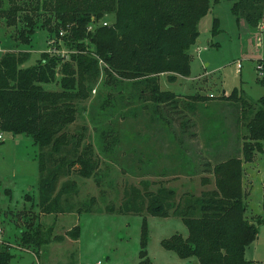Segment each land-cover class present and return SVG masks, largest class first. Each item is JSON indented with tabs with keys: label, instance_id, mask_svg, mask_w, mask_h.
I'll use <instances>...</instances> for the list:
<instances>
[{
	"label": "rangeland",
	"instance_id": "obj_1",
	"mask_svg": "<svg viewBox=\"0 0 264 264\" xmlns=\"http://www.w3.org/2000/svg\"><path fill=\"white\" fill-rule=\"evenodd\" d=\"M208 3L209 10L198 21L197 38L189 48L187 76L169 81L160 74L157 79L159 90L176 97L175 110L171 112L168 101L154 109L147 99L138 97L142 86L133 81L107 84L102 70L91 83L88 97L75 101V118L65 131L69 136L81 134L82 139L77 147L74 138L70 139L58 156L64 153L71 159L89 144L90 157L96 166L94 174L86 178L60 168L51 197L65 183L74 185V193L69 196L59 193L60 211L42 213L32 205L38 197L35 154L39 149L24 134L0 132V247L10 255L5 264H82L97 260L101 264H136L143 216L147 233L145 250L151 263L185 261L160 246V240L171 234H186L185 226L177 215L170 214L172 206L166 217L146 214L144 193L170 190L172 194L165 203L181 209L187 201L213 189L211 166L228 157H240V134L245 132L239 123L240 109L237 111L230 101L218 98L224 96L223 91L229 94L237 89L248 101L264 107V78L256 69L264 54V29L254 32L243 18L237 21L227 0H208ZM213 18L217 21V32L212 34ZM16 27L0 20V55L8 50L26 52L22 66H30L46 50L47 33L37 28L27 42H20L15 38ZM59 77L56 73L55 79ZM56 81L42 87L47 91L58 90ZM195 93L207 100L198 102L193 113L182 111L181 104L187 101L184 98ZM213 97L217 99L209 100ZM151 108L159 115L153 114ZM180 123L186 124L187 129L182 130ZM229 136L233 138L229 140ZM42 151L47 155L45 149ZM245 163H242L241 180L245 195L244 186L249 177L252 181L248 195L250 211L246 210V217L249 220L253 214L256 219L251 222L257 226V236L245 249V256L252 264H264L260 179L264 174V142L262 151ZM55 167L56 163L47 161L45 172L51 173ZM134 192L138 193L136 202H142L140 213L105 210L108 206L116 208ZM25 195L30 201L25 200ZM243 201L246 204L245 197ZM83 206L91 210L77 211ZM26 221L32 227L39 222L44 236L48 233L49 242L39 247H20L18 238L25 230ZM75 226L78 235L74 239L66 233Z\"/></svg>",
	"mask_w": 264,
	"mask_h": 264
},
{
	"label": "trees",
	"instance_id": "obj_2",
	"mask_svg": "<svg viewBox=\"0 0 264 264\" xmlns=\"http://www.w3.org/2000/svg\"><path fill=\"white\" fill-rule=\"evenodd\" d=\"M4 1L0 0V20L7 26H17L16 41L27 42L37 28L44 29L47 37H57L60 29L65 31L60 37L69 50L64 59L43 51L34 64L24 67L26 52L8 50L0 55V132L24 134L39 149L35 154L38 197L32 205L42 213L58 212L57 197L61 193L68 196L74 193L73 183L67 182L51 197L60 168L86 178L94 174L96 166L90 157L89 144L71 159L64 153L58 156L70 139L74 138V147L80 145L82 139L81 134L69 136L65 131L75 118V101L88 97L91 83L102 70L107 84L126 80L142 86L138 97L147 99L154 109L167 101L176 108V97L159 90L157 79L160 74H165L169 81L187 76L189 48L195 43L197 23L208 12L209 3L208 0ZM227 1L237 21L243 18L252 29L264 21V0ZM104 19L107 23L101 25ZM89 25L91 30H87ZM210 30L212 34L217 32L215 18ZM56 73L60 74L58 79H55ZM54 80H57L58 90L47 91L42 87ZM218 99L228 100L240 109V122L245 130L240 135L241 156L228 157L211 166L213 189L187 201L181 209L165 203L166 197L172 194L170 190L144 193L147 198L144 212L166 217L173 207L170 214L179 217L186 235L171 234L160 240V246L178 258L193 260L196 264H252L245 257V249L255 240L257 226L246 217L245 193L241 188L242 163L251 162L263 149L264 107L251 103L237 89ZM203 100L207 99L197 93L189 96L186 110L192 112L194 102ZM47 161L56 163L51 173L45 172ZM262 185L264 206V178ZM24 197L28 200L27 195ZM137 197L138 193L134 192L116 208L108 206L105 210L140 213L142 202H136ZM81 210L89 212L91 207L77 209ZM44 233L39 222L32 227L26 221L18 245L27 248L46 244L48 233L47 237ZM66 235L75 239L78 226ZM146 241L143 216L136 264H152L146 254ZM9 256L6 249L0 247V264H5Z\"/></svg>",
	"mask_w": 264,
	"mask_h": 264
},
{
	"label": "built area",
	"instance_id": "obj_3",
	"mask_svg": "<svg viewBox=\"0 0 264 264\" xmlns=\"http://www.w3.org/2000/svg\"><path fill=\"white\" fill-rule=\"evenodd\" d=\"M106 21H102L101 25H106ZM258 29L261 31L264 29V21L261 22L258 26ZM87 30H91V26L89 25L87 27ZM65 33L64 30L60 29L57 32V37L52 36V37H47L46 38V50L45 52L48 54H54V55H58L60 56L62 59L67 57V54L69 53V50L64 46L62 40H61V36H63ZM195 50L197 51V48H195ZM101 64V62L99 61V65ZM256 69L259 73L260 77H264V58H261L257 61L256 64ZM1 133H0V139H1ZM82 264H101V262L99 260L95 261L94 263H90V262H83Z\"/></svg>",
	"mask_w": 264,
	"mask_h": 264
},
{
	"label": "crops",
	"instance_id": "obj_4",
	"mask_svg": "<svg viewBox=\"0 0 264 264\" xmlns=\"http://www.w3.org/2000/svg\"><path fill=\"white\" fill-rule=\"evenodd\" d=\"M254 32H259L260 30L258 29V28H255V29H252ZM261 32V31H260ZM12 50V49H11ZM264 55V54H263ZM263 58V57H262ZM165 75V74H164ZM166 76V75H165ZM223 91V90H222ZM223 95L225 96V95H227V93H225L224 91H223ZM191 96V95H190ZM189 97V96H188ZM188 97L187 98H184V99H188ZM212 99H217L216 97H213V98H210L209 100H212ZM219 100V99H218ZM178 102V101H177ZM188 101H185V103H182L181 104V110L183 111V110H186V107H187V103ZM198 102H200V101H196V102H194V106H196L197 105V103ZM152 104V103H151ZM152 106H154V105H152ZM185 106V107H184ZM200 106V105H199ZM231 107V106H230ZM169 108H170V110H171V112L173 111V110H175L173 107H171L170 105H169ZM229 108V107H228ZM233 108H235L237 111L239 110V108H237V107H233ZM151 110V112L153 113V114H155V113H157V112H155L154 110H153V108H151L150 109ZM188 111V110H187ZM194 112V109H193V111L192 112H190V113H193ZM156 116L157 115H159V114H155ZM237 121H238V119H237ZM240 123V127H241V129L243 128V125H242V122H239ZM166 126H169V124H167V122H166V124H165ZM179 126L181 127V129L182 130H186L187 128V126H186V124L185 125H182V123H180L179 124ZM181 134V133H180ZM234 134V133H233ZM233 134H231V135H233ZM243 133H241L240 135H242ZM230 135V136H231ZM229 136V140L231 139V138H233V137H230ZM224 138V137H223ZM235 138H236V136H235ZM241 139V138H240ZM241 142H242V139H241ZM246 164V163H245ZM255 173H253V175H254ZM259 174V173H258ZM246 175V174H245ZM251 175H252V173H251ZM245 177V176H244ZM263 178H264V174L263 175H261V192H262V180H263ZM251 186H252V181H251V177H249V179L247 180V182H246V185L244 186V189L246 188L247 190L245 191L246 192V195H245V202H246V210H249V204H248V195H249V192H250V188H251ZM250 211V210H249ZM255 219H256V217L253 215V214H250V218H249V221H255ZM186 234H184V235H182L183 237L185 236ZM47 244V243H46ZM147 254V253H146ZM246 257V256H245ZM149 258V257H148ZM247 259V258H246ZM189 260V259H188ZM187 259H185V261H183V263L182 264H192V261H188ZM248 260V259H247ZM251 261V260H250ZM84 262H87V261H84ZM252 262V261H251ZM137 263V262H136Z\"/></svg>",
	"mask_w": 264,
	"mask_h": 264
},
{
	"label": "water",
	"instance_id": "obj_5",
	"mask_svg": "<svg viewBox=\"0 0 264 264\" xmlns=\"http://www.w3.org/2000/svg\"><path fill=\"white\" fill-rule=\"evenodd\" d=\"M263 58H264V55H263ZM192 264H196V262L195 261H192Z\"/></svg>",
	"mask_w": 264,
	"mask_h": 264
}]
</instances>
